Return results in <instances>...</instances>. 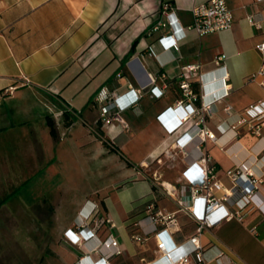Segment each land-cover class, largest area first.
Instances as JSON below:
<instances>
[{"label": "crops", "instance_id": "crops-1", "mask_svg": "<svg viewBox=\"0 0 264 264\" xmlns=\"http://www.w3.org/2000/svg\"><path fill=\"white\" fill-rule=\"evenodd\" d=\"M163 1L0 0V202L10 196L2 207L32 193L34 199L27 205L33 219L36 212L52 213L53 218L66 219L68 226L96 210L86 221V246L52 249L54 264H104L101 256L108 249L102 245L95 250L94 245L108 236L121 250L108 258V264H166L157 238L167 236L155 235L162 224L148 217L149 203L152 212H174L179 228L167 242L175 251L189 249L187 239L196 222L178 209L176 198L188 202L187 185L200 179L195 147L211 156L221 183L214 194L223 197L230 211L245 198L231 193L225 170L239 165L261 176L256 205L246 204L242 219H222L201 231L205 264H264V128L253 135L240 127L233 135L226 127L246 105L264 101V75L258 73L264 60L256 48L264 42V0H226L233 15L231 28L205 34L185 29L176 36L177 48L164 36L167 25L154 28L157 21H166ZM169 1L184 27L192 20L190 8L204 0ZM186 64H198L190 87L199 98L191 104L210 102V112L199 125L213 131L216 141L198 134L181 140L190 123L176 125L169 108L182 98L179 82ZM151 82L163 93L152 96L146 87L134 105L121 111L128 130L115 120L101 123L94 99L100 88L122 93L129 83L138 87ZM8 86L11 92H3ZM65 112L69 124L64 122ZM47 116L55 121V135ZM83 149L90 161L104 149L123 159L124 165L119 162L116 168L123 170L111 180V189L101 197L99 191L94 196H69L64 201L70 206L65 208L56 194L36 197L34 188L40 182L66 176L67 154ZM158 158L162 164H157ZM151 163L160 181L174 188L171 194L146 174ZM55 186L62 185L59 181ZM15 210L10 206L13 219ZM16 225L19 229L20 223ZM134 234L142 238L136 240Z\"/></svg>", "mask_w": 264, "mask_h": 264}, {"label": "built area", "instance_id": "built-area-1", "mask_svg": "<svg viewBox=\"0 0 264 264\" xmlns=\"http://www.w3.org/2000/svg\"><path fill=\"white\" fill-rule=\"evenodd\" d=\"M161 11L166 16V21H157L154 28L167 25L168 32L164 35L170 40V45L177 48L176 36L178 33H184L185 29H191L197 34H205L216 32L223 29H229L232 26L233 15L226 0H204L194 4L190 8L192 20L186 26H181L177 20L172 3L169 0H164L161 3ZM251 20V18H248ZM256 48L261 52L262 60H264V42L256 45ZM198 64H186L183 66V72L179 86L182 92V98L176 100L171 106L170 111L173 116H176V125L189 122L188 128L185 131L181 140L191 139L194 135H201L216 141L215 133L206 128L203 122L204 116L210 112V102L201 101L198 106H193L191 103L199 98L190 87V77L197 74ZM264 75V62L258 71ZM153 81V79H152ZM264 84V80H262ZM148 87V91L152 96H160L163 93V88L158 87L151 82L148 85L134 86L128 84L125 92H117L102 87L95 95V102L99 107V120L102 124L110 123L115 120L118 122L122 130H128V122L121 116V111L134 105L141 96L144 89ZM12 87L8 86L3 92H11ZM224 109L228 113L233 110L230 105H226ZM178 110H182L179 112ZM179 112V113H178ZM197 118L194 122L192 120ZM175 126V125H174ZM231 129L233 135L238 134L239 128L244 127L253 135H260L264 128V101L256 100L246 105L237 112V118L234 122L226 126ZM173 128L170 129V131ZM224 129V128H223ZM193 154L199 168L200 179L197 182H192L187 185L189 190V201L184 202L181 197L176 198L178 209L184 211L192 220L196 222L195 232L187 239L190 244L189 249L175 251V246H170L167 242L170 239V234L178 229V221L174 212L161 213L160 211L152 212L153 203L147 205L146 211L148 217L162 224V228L157 230L155 235L160 236L165 233L167 237L157 238V248L160 257L165 260L166 264H205L203 257L202 245L199 242V235L204 228L211 227L217 224L222 219L236 217L242 219L244 216V208L248 203L255 204L254 197L258 188V183L261 181V176H255L249 170L234 165L225 170V174L230 178L232 183L231 193L238 192L245 198V202L240 204L234 210H228L222 202L223 197H218L214 194V189L221 185L219 178L216 175L215 164L208 153L201 152L198 147L193 149ZM160 161V158L157 159ZM161 189L166 193L171 194L173 189L171 186H166L160 181ZM256 205V204H255ZM96 210L91 212L88 220L95 214ZM109 221L108 218L105 219ZM133 238L140 240L142 237L134 234ZM108 250L101 256L104 264H108V258L121 250L118 247L117 240L114 237L101 241ZM100 248V246L95 247Z\"/></svg>", "mask_w": 264, "mask_h": 264}, {"label": "rangeland", "instance_id": "rangeland-1", "mask_svg": "<svg viewBox=\"0 0 264 264\" xmlns=\"http://www.w3.org/2000/svg\"><path fill=\"white\" fill-rule=\"evenodd\" d=\"M89 158L90 154L85 153V149L82 152L67 154V171L64 173L66 176L61 180H58V176H52L50 180L40 182V186L34 188L36 197L49 199L57 195L62 201L59 205L65 208L70 206L64 201L69 196L74 197L78 194L94 196L95 191H99L101 197L108 192L111 189L109 187L111 180L123 170L116 169L119 162L124 165L123 159L106 149L92 156L91 161ZM161 162L157 164H162ZM156 167L155 163H151L146 167V174H150L153 180L158 182L161 174L154 172ZM59 181L62 186L57 188L55 184ZM9 197L5 196L0 202V264H54L56 260L52 249L58 246H86V242L90 239V229L86 221L92 211L79 223L68 226L64 225L66 219L53 218L52 213L47 215L44 212H36V217L33 219L29 204L27 205L33 198L32 193L24 194L22 199L17 197L2 207ZM10 206L16 209V219L10 216ZM38 208L36 205V210ZM68 210L70 211L69 208ZM100 211L99 205L98 212ZM58 214L65 216L70 213ZM16 222L20 223L19 229L15 227ZM94 246H102V244L99 242Z\"/></svg>", "mask_w": 264, "mask_h": 264}, {"label": "trees", "instance_id": "trees-1", "mask_svg": "<svg viewBox=\"0 0 264 264\" xmlns=\"http://www.w3.org/2000/svg\"><path fill=\"white\" fill-rule=\"evenodd\" d=\"M64 120H65L64 122L66 124H69L71 122V119H69V116L66 112L64 113ZM46 122H47V125H48L52 135H55V121H54V119L50 116H47ZM152 190H155V186L153 184H152ZM148 203H149V201H146V202H143V203L137 205L136 208L134 209V211H132V212L135 213L136 211H139V209H141L144 204L146 206ZM100 205L103 206V203H101Z\"/></svg>", "mask_w": 264, "mask_h": 264}, {"label": "bare ground", "instance_id": "bare-ground-1", "mask_svg": "<svg viewBox=\"0 0 264 264\" xmlns=\"http://www.w3.org/2000/svg\"><path fill=\"white\" fill-rule=\"evenodd\" d=\"M163 184H165L164 181H163ZM165 185H166V184H165ZM166 186H167V185H166Z\"/></svg>", "mask_w": 264, "mask_h": 264}]
</instances>
